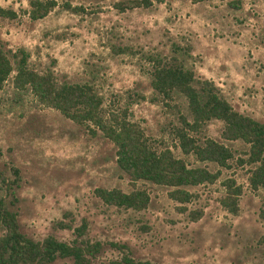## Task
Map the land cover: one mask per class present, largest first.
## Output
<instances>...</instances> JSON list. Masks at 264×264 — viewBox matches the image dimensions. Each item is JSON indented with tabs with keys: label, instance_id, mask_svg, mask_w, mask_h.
<instances>
[{
	"label": "rangeland",
	"instance_id": "374dc122",
	"mask_svg": "<svg viewBox=\"0 0 264 264\" xmlns=\"http://www.w3.org/2000/svg\"><path fill=\"white\" fill-rule=\"evenodd\" d=\"M54 1L30 19L27 0H0L15 12L0 14V46L22 48L30 68L50 71L57 82L92 83L104 115L124 109L150 145L219 173L212 182L181 186L191 193L183 203L169 197L172 187L138 179L134 186L149 196L144 208L105 204L94 188L131 189L112 142L14 87L11 71L0 87V197L20 231L70 241L84 220L78 238L100 244L87 264H128L123 256L134 264H264V190L248 184L250 166L240 160L247 144L221 138L222 122L209 119L192 135L230 147L227 165L182 153L174 128L179 114L189 119L186 101L176 93L167 102L155 97L146 58L169 55L172 41L188 45L195 74L210 79L235 110L264 121V0H150L124 10L113 6L118 0ZM226 178L241 187L234 214L220 202Z\"/></svg>",
	"mask_w": 264,
	"mask_h": 264
},
{
	"label": "trees",
	"instance_id": "16d2710c",
	"mask_svg": "<svg viewBox=\"0 0 264 264\" xmlns=\"http://www.w3.org/2000/svg\"><path fill=\"white\" fill-rule=\"evenodd\" d=\"M27 3L28 17L37 19L44 16L55 1L27 0ZM149 4L150 0L113 2V6L119 10L134 6L146 7ZM0 14L15 17L13 10L2 7ZM170 45L169 55L151 54L146 58L151 63L149 85L155 97L167 102L176 93L186 101L189 119L179 114L181 125L174 128L181 152L192 153L199 161L226 166L232 157L230 147L210 137L198 141L192 135L207 120L218 119L222 122L221 138L240 139L247 144L245 157L240 160L250 166L248 184L252 189L264 190V121L235 110L210 79L197 76L187 62L190 56L188 45L176 41ZM11 71H14V87L28 88L40 103L56 109L74 123L85 125L90 130H99L112 142L115 162L127 175L131 189L94 188L95 195L103 203L123 208H144L149 196L144 189L134 186L138 179L172 187L168 190L169 197L183 203L189 200L191 193L181 186L212 182L217 178L218 170L211 171L204 165L189 166L181 157L174 156L168 147L157 149L150 145L142 129L128 118L124 109L119 112L108 110L104 115L102 96L92 83L57 82L50 71L38 72L30 68L22 48L7 51L0 46V87ZM0 182L6 183L1 172ZM222 184L225 192L220 199L221 205L234 214L237 212L241 187L230 178L223 180ZM261 216L264 219V209ZM58 224L66 226V223L60 221ZM73 230L75 237L70 241L59 240L50 234L41 239H32L20 231L16 212L0 197V264H48L56 257H69L71 264H87L100 244L78 238L84 233V220ZM122 260L134 264L126 256Z\"/></svg>",
	"mask_w": 264,
	"mask_h": 264
}]
</instances>
